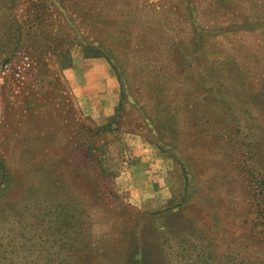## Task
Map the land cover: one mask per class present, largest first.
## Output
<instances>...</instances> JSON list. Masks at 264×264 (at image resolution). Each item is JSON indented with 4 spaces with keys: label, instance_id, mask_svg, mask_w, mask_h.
<instances>
[{
    "label": "rangeland",
    "instance_id": "rangeland-1",
    "mask_svg": "<svg viewBox=\"0 0 264 264\" xmlns=\"http://www.w3.org/2000/svg\"><path fill=\"white\" fill-rule=\"evenodd\" d=\"M0 264H264V0H0Z\"/></svg>",
    "mask_w": 264,
    "mask_h": 264
}]
</instances>
